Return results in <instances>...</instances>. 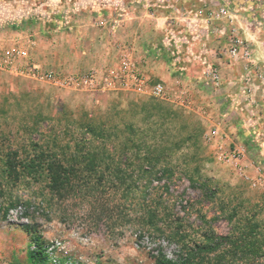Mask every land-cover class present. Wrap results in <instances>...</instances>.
<instances>
[{
	"label": "rangeland",
	"instance_id": "rangeland-1",
	"mask_svg": "<svg viewBox=\"0 0 264 264\" xmlns=\"http://www.w3.org/2000/svg\"><path fill=\"white\" fill-rule=\"evenodd\" d=\"M219 1L216 8L228 9L234 17V26L240 29V14L245 4L241 6V0ZM258 1L249 0L253 15L247 20L251 26H262L264 29V2L259 5ZM37 8L44 13L43 19H52L49 17L52 11L50 0H0L1 30L6 26L9 30H15L18 22L26 24L39 20L36 18ZM226 30L224 35H211L215 38L214 43L210 44L213 47L202 53L203 59L206 58L213 70L220 73L221 79L225 73L223 65L230 66L235 62L227 54L229 39L235 32L233 34L229 23ZM238 34L249 42L253 41L240 32ZM188 37L193 42V50L188 51L187 44L179 49L177 55L181 58L172 67L174 74L170 84L166 83L171 88L180 89L189 87L191 81L202 89L201 92L197 91V96H191L188 91L193 107L151 100V103L164 107L163 114L167 115V110L171 111L168 114L171 122L165 127L169 129L168 134H158L155 142L187 145L172 158L175 168L163 174V179L154 180L155 187L149 189L150 192L137 191L128 200L123 198L127 216L120 217L119 213L113 212V218L110 219L101 218L88 200L79 197L58 199L45 187V182L24 180L5 185L3 194L0 193V264H30L28 250L31 237L25 225L34 226L44 239H64L73 254L84 257L88 264H156L154 256L161 252L176 264H187L183 259L187 247L194 241H202L209 233L237 237L249 219L260 224L256 238L264 245V182L254 185L247 178L255 179L259 174L264 175V118H258L264 114V110L256 114L252 109L247 110V114L246 111L235 110L228 115V125L218 120V115L220 117V112L224 111V101L214 97L210 103L208 101L213 86L218 85L208 79L205 67L193 58L199 51L201 37L193 38V34H188ZM156 38L151 40L154 42ZM18 39L16 37V41ZM153 51L161 57L164 52L158 46ZM92 52L97 54L101 51L95 49ZM102 52L111 57L119 54L120 49L119 53L113 49H103ZM134 52H137L136 49ZM149 64L153 69L162 67L161 61L157 59L151 60ZM59 73L69 75L67 72ZM204 81H208L207 86ZM25 95L33 103H43V107H39L44 114L55 116L60 115L57 111L61 104L66 105L74 116L84 111L101 116L113 106L117 110H124L131 100L147 101L150 98L123 92L67 89L30 76L0 70V104L22 101ZM215 100L217 103L214 105ZM26 108L31 110L25 111ZM7 109V115L0 113L3 118L0 122V174L1 160L5 159L9 147L19 148V154L23 157L25 138L39 142L44 138L38 132L25 134L20 129L22 120L34 112L35 105L18 108L14 104ZM154 112L158 113L156 110ZM249 115L258 119L248 120L246 128H242L244 126L241 123ZM215 125L223 139L217 138L210 142L206 140L205 134ZM40 129L45 134L53 132L48 122L43 123ZM241 129H246L245 135ZM187 133L198 134V138L183 142ZM239 146L244 148L239 164L226 163L218 158L221 151H232ZM195 168L199 170L201 180L204 177L210 179L214 192L212 196L208 197L201 187L192 185L188 175ZM6 210L8 214L5 217ZM218 255V252L211 254L204 263L216 261L220 258ZM219 264H264V250L254 256L241 255L235 259H225Z\"/></svg>",
	"mask_w": 264,
	"mask_h": 264
},
{
	"label": "trees",
	"instance_id": "trees-1",
	"mask_svg": "<svg viewBox=\"0 0 264 264\" xmlns=\"http://www.w3.org/2000/svg\"><path fill=\"white\" fill-rule=\"evenodd\" d=\"M31 100L25 95L22 101L0 104V113L6 115L11 105L18 108L35 105L37 110L22 120L20 129L25 134L38 132L44 135L42 142L24 139L23 157L19 148L9 147L5 159L1 160V194L4 192L2 188L8 184L24 180L45 182V187L58 199L79 197L90 201L101 218H113V212L126 217L123 198L128 200L137 191L150 192L149 189L155 187L154 180L163 179V174L175 168L172 163L174 155L187 146L155 142L158 134H168L169 129L165 127L171 122L168 118L171 111L163 114L164 107L151 103L155 98L131 100L124 110L113 106L101 116L87 111L74 116L64 104L58 107L59 116L46 115L40 109L43 103ZM29 110L26 108L25 111ZM45 122L50 123L53 132L45 134L41 131ZM196 137L198 134L187 133L183 142L196 140ZM191 172L188 178L192 185L201 187L208 197L212 196L210 179L204 177L201 180L196 168ZM7 214L8 210L4 216ZM259 228L258 222L249 219L237 237L209 233L202 241H194L187 247L183 260L187 264H219L241 255H257L264 250L263 242L256 238ZM25 230L31 237L30 264H49L41 233L32 225H25ZM32 244L36 247L32 248ZM217 252L220 258L204 263ZM154 258L156 264H176L162 252Z\"/></svg>",
	"mask_w": 264,
	"mask_h": 264
},
{
	"label": "crops",
	"instance_id": "crops-1",
	"mask_svg": "<svg viewBox=\"0 0 264 264\" xmlns=\"http://www.w3.org/2000/svg\"><path fill=\"white\" fill-rule=\"evenodd\" d=\"M217 2L220 1L50 0L51 20L43 19L44 13L37 8L36 18L39 20L26 24L18 22L15 30H9L7 26L2 30L0 28V53L12 48L16 37L20 41H26L31 33L33 43L29 46V61L32 64L39 65L43 70L67 72L66 74L79 73L88 68L102 74L111 68V65L115 66L119 58V54L106 56L102 52L103 49H113L119 53L122 45L133 44L140 68L152 79H160L170 84L174 74L172 67L181 58L177 55L179 49L187 44V50H193V42L188 39V34H193V38L201 37L202 41L198 53L196 52L193 58L206 70L211 67L206 58L203 59L202 53L213 47L210 44L215 38L211 35H224L228 30L226 19L216 16L219 10L215 6ZM263 2L264 0L258 1L259 5ZM241 3V6L243 3L246 6L244 5V11L240 14L239 32L253 39L250 42L252 60L264 70V29L262 26L249 24L247 19L253 15V12H250L249 0H241ZM262 8L264 10V5ZM154 38L157 41L151 40ZM157 46L166 56L161 57L153 51ZM95 49L101 52H92ZM153 59L161 61L162 67L154 70L149 64ZM215 61L218 62L219 59L216 58ZM20 64L25 65L26 61L20 59ZM245 64L244 60L235 61L230 66L224 64L225 73L218 86H213L214 90L208 96L209 103L213 97L224 101V111L220 112V117L218 115L217 118L226 123L225 125L229 124L228 115L235 110L246 111V114L247 110L251 109L255 114L264 110V86L256 76L249 82L245 79ZM205 85H208V81ZM188 86L186 89L191 96H197V91L202 90L191 81ZM216 100L213 101L214 105ZM250 116L243 120L242 128H246L250 119L264 118V114L258 118ZM241 130L243 134L246 133V129ZM227 138L231 139L229 135Z\"/></svg>",
	"mask_w": 264,
	"mask_h": 264
},
{
	"label": "built area",
	"instance_id": "built-area-1",
	"mask_svg": "<svg viewBox=\"0 0 264 264\" xmlns=\"http://www.w3.org/2000/svg\"><path fill=\"white\" fill-rule=\"evenodd\" d=\"M217 18H224L230 24L235 35L231 37L227 50L228 57L233 61L244 60L245 79L249 82L256 76L264 86V72L252 60L251 43L239 36V29L234 26V17L228 9L222 7L216 13ZM33 43L30 35L26 41H16L12 48L0 53V70L13 74L30 76L35 79L49 82L59 87L75 90H100L123 92L130 95L147 96L157 100L174 102L177 105L191 108L193 103L185 87L180 89L171 88L165 81L153 79L146 74L139 66L135 58L134 47L124 44L120 47L118 63L107 69L100 75L96 70L91 69L86 72L63 75L59 72L43 70L39 65L29 61V46ZM20 59L26 61L25 65L20 64ZM207 77L213 83L219 84L220 73L210 67L207 70ZM179 83L180 81L177 80ZM219 128L215 125L205 134L206 140L212 142L217 138L223 139ZM244 155V148L239 146L234 150L221 151L218 158L226 163L239 164ZM254 185L264 182V175L259 174L256 178H250ZM35 248V244H32ZM45 254L49 264H88L82 256L73 254L68 243L60 238L54 237L45 239Z\"/></svg>",
	"mask_w": 264,
	"mask_h": 264
}]
</instances>
